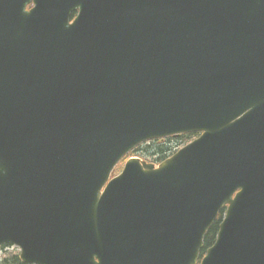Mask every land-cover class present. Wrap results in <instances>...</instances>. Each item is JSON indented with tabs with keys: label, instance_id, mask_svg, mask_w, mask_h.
I'll return each instance as SVG.
<instances>
[{
	"label": "water",
	"instance_id": "water-1",
	"mask_svg": "<svg viewBox=\"0 0 264 264\" xmlns=\"http://www.w3.org/2000/svg\"><path fill=\"white\" fill-rule=\"evenodd\" d=\"M76 4L0 0V247L199 264L226 208L200 264H264V0H102L71 24Z\"/></svg>",
	"mask_w": 264,
	"mask_h": 264
},
{
	"label": "trees",
	"instance_id": "trees-1",
	"mask_svg": "<svg viewBox=\"0 0 264 264\" xmlns=\"http://www.w3.org/2000/svg\"><path fill=\"white\" fill-rule=\"evenodd\" d=\"M199 136V134H188V135H183L181 136L179 139L175 140V141H169L168 143H166V145L160 144L158 143L160 146H152L151 148L148 147H140L136 150H134L131 155L128 157H132V156H137L140 154H148L150 156L153 157V163L155 162H162L164 160H166V158H168L169 156L172 155V149L174 148L175 145L177 144H181L179 142H184V145H187L188 143H190L191 141H193L195 138H197ZM174 143L172 145H167V144H171ZM183 144V143H182ZM127 158V159H128ZM226 211V210H225ZM225 211H222L217 219V221L214 223V225L209 229L210 231L208 232V234L205 237V247L204 250L201 252L202 253V258H204L205 256V252L208 248L212 247L215 244V240L216 237L219 233V226L222 223V221L224 220V215H225ZM4 248L1 247L0 250ZM0 264H26L23 263L22 261H20L19 256L17 254H12L10 256H5L0 260Z\"/></svg>",
	"mask_w": 264,
	"mask_h": 264
},
{
	"label": "flooded vegetation",
	"instance_id": "flooded-vegetation-1",
	"mask_svg": "<svg viewBox=\"0 0 264 264\" xmlns=\"http://www.w3.org/2000/svg\"><path fill=\"white\" fill-rule=\"evenodd\" d=\"M78 2V4L74 5V7H72L73 11L71 12L70 14V23L71 24H74L76 21V19L78 18V16L81 14V9H82V6L81 5H85L89 10H87L90 14V16L94 15L95 11H94V8H95V5H98V9L100 10L101 8V5H102V0H76ZM33 8V4L28 6V10H31ZM180 137H177V138H165V139H160V140H154L148 144H145L143 145V147H148V148H151L152 146H154V144H157V143H160V144H163V145H166V143H168L169 141H175L177 139H179ZM174 143H171V144H167V145H172ZM142 147V149H143ZM175 148V146H174ZM123 165V164H122Z\"/></svg>",
	"mask_w": 264,
	"mask_h": 264
},
{
	"label": "rangeland",
	"instance_id": "rangeland-1",
	"mask_svg": "<svg viewBox=\"0 0 264 264\" xmlns=\"http://www.w3.org/2000/svg\"><path fill=\"white\" fill-rule=\"evenodd\" d=\"M179 143H181V145H183L184 146V142L182 141V142H179ZM183 143V144H182ZM155 145V147L156 146H160L158 143L157 144H154ZM135 157H138V158H140L141 160H146L147 162H150V163H153V157L152 156H150V155H148V154H146V153H144V154H140V155H137V156H135ZM121 167H119V168H117L116 169V171L114 172V175H116L117 173H119V169H120ZM12 254H17L18 256H19V254H20V250L17 248V247H15V246H4V248H2L1 250H0V260L3 258V257H5V256H10V255H12Z\"/></svg>",
	"mask_w": 264,
	"mask_h": 264
}]
</instances>
